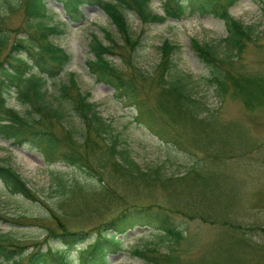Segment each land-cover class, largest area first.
Wrapping results in <instances>:
<instances>
[{"label":"rangeland","instance_id":"obj_1","mask_svg":"<svg viewBox=\"0 0 264 264\" xmlns=\"http://www.w3.org/2000/svg\"><path fill=\"white\" fill-rule=\"evenodd\" d=\"M18 1L0 0V13L5 17V26L11 30L1 60L11 52L14 38L17 34H24L28 24L23 8L15 13L9 12V2L16 4ZM46 3L48 10L44 22L61 29L51 39L71 55V62L64 71L48 81L49 99L55 100L59 87L68 82L73 73L82 92H90L91 102L98 104L101 116L112 125L113 133L120 140L118 148L126 150L144 170L160 167L162 174L168 178H164L165 185L159 181L150 182L139 188L138 193L124 187L114 188L113 200L96 194L92 199L69 195L62 211L66 213L63 216L70 227L87 230L106 221L123 208L120 198L126 196L125 200L131 202L171 207L175 210V220L181 221L187 230L182 239L176 240L164 237L155 228L137 226L119 236L123 239L122 249L110 253V264H146L142 256L132 251L144 250L147 246L156 247L162 253L175 248L183 264L196 263L207 254L210 258L211 247L219 245L227 236V225L229 228L230 225L226 222L229 218L248 227L246 237L250 242L256 243V246L264 243V105L250 110L242 98L232 95V92L224 97L218 95L208 81L207 64L198 57L191 42L196 38L200 43L216 44L218 52L222 53L220 44L228 34L225 21L212 11H194L181 18L147 22L135 10L124 8L131 36L139 40V44L131 50L109 15L95 5H82L80 10L83 15L73 20L58 0H46ZM164 3L165 0H153L151 9L164 15ZM227 7L234 17L255 28L254 40L246 44L235 60L247 72L264 75V0H232ZM93 36L107 45L115 41L116 54L109 53L108 59L116 66L125 69L130 62L143 70L144 75L150 78L142 84L143 93L150 99L154 91L153 83L158 82L156 66L161 59V46L166 40L176 45L177 49L172 52L174 69L191 76L189 88L193 89L195 97L205 102L209 114H214L212 125L229 142L223 149L224 154L221 151L222 156L215 157L216 149L212 153L206 146L197 151L194 144L191 145L192 152L187 153L140 123L136 110L118 95L114 87L100 81L89 69L88 60L93 58L90 48ZM9 104L24 111V106L19 104L15 95L9 98ZM64 108L63 123L55 124V131L63 134L66 129H71L78 139L83 131L82 121L68 105ZM199 161L205 177V185L202 184L205 189L194 186L196 190L186 191L185 188L189 187L186 184L193 177L185 171ZM0 164L9 165L20 173L40 198L33 201L14 194L0 180V215L7 218L0 217V233H10L27 246L62 247L59 240L48 239V228L58 227L56 220L51 218L50 208L61 211L59 206L64 198L58 182L69 186L77 182L100 191L97 179H91L79 167L66 163L57 161L47 164L43 154L29 142L17 143L0 138ZM226 185L228 189H221ZM92 204L98 206L93 207ZM81 244H69L65 254L71 260H77ZM241 249L237 251L248 257L249 262L251 258H262L259 251L254 253ZM23 263L26 264V260ZM0 264L12 262L1 259Z\"/></svg>","mask_w":264,"mask_h":264},{"label":"trees","instance_id":"obj_2","mask_svg":"<svg viewBox=\"0 0 264 264\" xmlns=\"http://www.w3.org/2000/svg\"><path fill=\"white\" fill-rule=\"evenodd\" d=\"M58 1L73 20L83 15L80 7L86 3L102 9L116 24L125 45L131 50L139 44V40L131 36L123 14L124 8L135 10L147 22H160L169 17L181 18L194 11H212L227 26L228 34L220 44L223 52H218L219 46L216 44L200 43L196 38L191 41L196 54L209 68V83L222 97L229 92L240 96L250 110L264 105V75L247 72L235 60L246 44L254 40L255 28L230 13L227 6L232 0H165L164 15L151 9L153 0ZM21 8L28 21L27 27L24 34H17L14 38L11 52L4 60L0 59V138L32 143L49 165L58 161L79 167L91 179H97L100 191L77 182L69 186L59 181L64 198L59 206L61 211L50 208L51 218L56 220L58 227L48 228V239L59 240L63 246L57 249L47 245L43 248L36 244L27 246L10 233H0V260L11 261L12 264H24V260L26 264H110V253L122 249L123 239L119 236L137 226L155 228L168 239H182L187 229L181 221L175 220V210L152 203L131 202L125 200L126 196L120 198L123 208L90 229H74L67 223L62 206L69 195L92 199L96 194L113 200L114 188L124 187L137 192L150 182L159 181L165 185V179L168 178L162 174L160 167L144 170L126 150L118 148L120 140L113 133L112 125L101 116L98 104L91 102L90 92H82L73 73L69 81L59 87L55 100L49 99L48 81L64 71L71 62V55L51 39L61 29L44 22L48 10L46 0H19L16 4L9 2V12L15 13ZM10 31L5 26V17L0 13V57L6 48ZM115 45L114 40L107 45L93 36L90 42L93 58L88 60V67L100 81L114 87L118 95L136 110V118L140 123L146 124L161 139L187 153L192 152L191 145L194 144L197 151L207 146L212 153L216 149L215 157L222 156L221 151L229 142L212 125L214 114H209L205 102L195 97L193 89L189 88L191 76L175 71L172 52L177 46L169 40L161 46V59L156 66L158 82L153 83L154 91L150 99L143 93V85L150 79L143 70L131 65L129 59L125 69L108 59L109 53L116 54ZM119 55L126 58L121 53ZM12 95L24 106V111L9 104ZM65 105L82 121L83 131L78 139L71 129H66L63 134L55 131V124L63 123ZM185 172L193 177L186 184L189 185L186 191L196 190L194 186L201 188L202 184L205 185L200 161ZM0 180L12 193L33 201L40 200L27 181L11 166L0 164ZM228 188L227 185L221 187L224 191ZM0 217L7 220L2 215ZM240 222L229 218L226 222L230 225V228L227 225V236L219 245L211 247V257L203 255L196 263L187 264H264V243L256 246V243L250 242L246 237L248 227ZM72 243H82L77 260H71L65 254ZM29 247L32 250L28 251ZM239 248L245 252L259 251L262 258H251L249 262L248 257L237 251ZM175 250L170 248L162 253L156 247L147 246L144 250L135 249L132 252L142 256L146 264H183Z\"/></svg>","mask_w":264,"mask_h":264},{"label":"bare ground","instance_id":"obj_3","mask_svg":"<svg viewBox=\"0 0 264 264\" xmlns=\"http://www.w3.org/2000/svg\"><path fill=\"white\" fill-rule=\"evenodd\" d=\"M31 163V162H30Z\"/></svg>","mask_w":264,"mask_h":264}]
</instances>
